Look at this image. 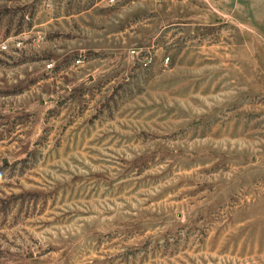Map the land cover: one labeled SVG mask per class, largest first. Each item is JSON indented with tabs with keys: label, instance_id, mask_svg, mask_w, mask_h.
Instances as JSON below:
<instances>
[{
	"label": "rangeland",
	"instance_id": "1",
	"mask_svg": "<svg viewBox=\"0 0 264 264\" xmlns=\"http://www.w3.org/2000/svg\"><path fill=\"white\" fill-rule=\"evenodd\" d=\"M0 264H264V0H0Z\"/></svg>",
	"mask_w": 264,
	"mask_h": 264
},
{
	"label": "built area",
	"instance_id": "2",
	"mask_svg": "<svg viewBox=\"0 0 264 264\" xmlns=\"http://www.w3.org/2000/svg\"><path fill=\"white\" fill-rule=\"evenodd\" d=\"M4 47H5V46H4ZM78 61H79V60H78ZM143 64H144V66H145V65H147V62L144 61Z\"/></svg>",
	"mask_w": 264,
	"mask_h": 264
}]
</instances>
